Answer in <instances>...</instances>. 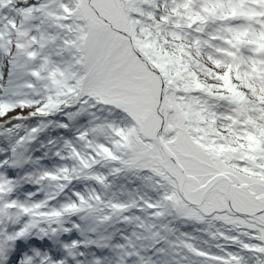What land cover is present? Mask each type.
<instances>
[{
  "label": "snow or ice",
  "instance_id": "6c2138e0",
  "mask_svg": "<svg viewBox=\"0 0 264 264\" xmlns=\"http://www.w3.org/2000/svg\"><path fill=\"white\" fill-rule=\"evenodd\" d=\"M0 264H264V0H0Z\"/></svg>",
  "mask_w": 264,
  "mask_h": 264
}]
</instances>
